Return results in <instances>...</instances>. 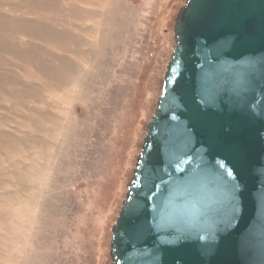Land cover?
Here are the masks:
<instances>
[{"label":"rangeland","instance_id":"374dc122","mask_svg":"<svg viewBox=\"0 0 264 264\" xmlns=\"http://www.w3.org/2000/svg\"><path fill=\"white\" fill-rule=\"evenodd\" d=\"M185 0H0V264H110Z\"/></svg>","mask_w":264,"mask_h":264},{"label":"water","instance_id":"95a60500","mask_svg":"<svg viewBox=\"0 0 264 264\" xmlns=\"http://www.w3.org/2000/svg\"><path fill=\"white\" fill-rule=\"evenodd\" d=\"M110 264H264V0H185Z\"/></svg>","mask_w":264,"mask_h":264}]
</instances>
